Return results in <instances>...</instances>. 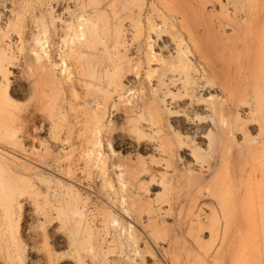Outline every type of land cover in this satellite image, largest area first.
<instances>
[{
	"label": "rangeland",
	"instance_id": "rangeland-1",
	"mask_svg": "<svg viewBox=\"0 0 264 264\" xmlns=\"http://www.w3.org/2000/svg\"><path fill=\"white\" fill-rule=\"evenodd\" d=\"M0 57V264H264V0H0Z\"/></svg>",
	"mask_w": 264,
	"mask_h": 264
},
{
	"label": "bare ground",
	"instance_id": "bare-ground-1",
	"mask_svg": "<svg viewBox=\"0 0 264 264\" xmlns=\"http://www.w3.org/2000/svg\"><path fill=\"white\" fill-rule=\"evenodd\" d=\"M126 1V0H125ZM82 7V6H81ZM257 8V7H256ZM255 8V11L254 12H257L258 13V10L260 11V8L258 9H256ZM244 10V9H243ZM257 10V11H256ZM82 11V10H81ZM153 11V10H152ZM251 11V10H250ZM141 12V11H140ZM250 13V12H249ZM19 14V13H18ZM156 15H158V14H156ZM249 15V14H248ZM12 16V15H11ZM82 16V15H81ZM152 16V15H151ZM79 17V16H78ZM83 17V16H82ZM81 17V18H82ZM153 17V16H152ZM155 18V17H154ZM77 19V18H76ZM79 19V18H78ZM158 19V18H157ZM86 20V19H85ZM90 21V20H89ZM147 21V20H146ZM156 21H158V20H156ZM184 21V20H183ZM151 22V21H150ZM159 22V21H158ZM93 23V22H92ZM91 22L89 23L87 20L86 21H84L83 19H80V21L77 23L78 25H77V27H76V29L75 28H72V27H70L69 26V29L70 30H72V29H74L73 31L75 32V30H76V35H75V33H73L74 35H75V37H77V39H80V38H87L88 36H90V34H91V38H92V33H93V36H94V34L96 33V32H93V31H95V29L94 28H92V26H91V24H92ZM148 23V22H147ZM70 24V23H69ZM152 25L154 26L155 24H153L152 23ZM93 26H94V24H93ZM152 26V27H153ZM160 26V25H159ZM67 27H68V25H67ZM151 27V26H150ZM158 27H155V29H157ZM93 29V31L91 32V30ZM151 29V28H150ZM154 28L151 30V32H154L155 33V31H157V30H155ZM69 30V31H70ZM88 31L89 32V30H90V32H89V35H87L86 34V32L85 31ZM153 30H155V31H153ZM150 32V33H151ZM86 34V35H85ZM152 35V34H151ZM150 35V36H151ZM96 36V35H95ZM94 36V37H95ZM148 36H149V34H148ZM89 37V38H90ZM96 38V37H95ZM76 39V38H75ZM76 39V41H78V43L80 42V43H82V46H81V48L85 45V44H83V43H85V42H83L84 41V39H83V41L82 40H77ZM44 40L43 39H41V38H39V37H36V38H34V40H33V42H32V45H33V47L30 49L31 51V53H32V56L34 57V59H33V61L34 62H37V63H42V60L44 61V59L43 58H46V53H45V43L43 42ZM74 42V41H73ZM72 41H71V43H73ZM77 43V42H76ZM87 43H89V42H86V44ZM93 44H95V42H93ZM177 44V43H176ZM88 45H86L85 47H87ZM184 46V45H183ZM183 46H181V47H183ZM85 47H83V49L85 50H87V49H89V48H85ZM173 48V47H172ZM180 48V46L178 45L177 47H175V49H177V53H175L174 54V57L175 58H173V57H170V58H173V59H175L176 61H174L173 59H171L170 61H174V62H176L177 64H178V66L179 67H186V62H185V59H184V57H183V51L182 50H180L179 49ZM186 48V47H185ZM80 49V48H79ZM197 49V48H196ZM83 50V51H84ZM184 50V49H183ZM88 51V50H87ZM153 51V50H152ZM152 51L150 50V52L149 53H152ZM44 54L46 55V56H44ZM154 54V53H153ZM81 55V54H80ZM84 55V54H83ZM31 56V57H32ZM146 56H148V61H149V57H151V55L149 56V55H146ZM153 56V55H152ZM1 58V57H0ZM1 59H3V58H1ZM1 59H0V65H1ZM4 60V59H3ZM2 60V61H3ZM5 61V60H4ZM168 61V60H167ZM161 63L162 65L164 64L163 63V61L162 60H159L158 58H157V56H153L152 57V59H150V62H149V64H151V65H153L154 63ZM2 63H4V62H2ZM40 63V64H41ZM175 63V64H176ZM36 64V63H35ZM165 64H166V61H165ZM164 64V65H165ZM176 64V65H177ZM160 65V64H159ZM6 66V65H5ZM171 67V66H170ZM208 67V66H207ZM162 68V67H161ZM163 68H164V66H163ZM177 68V67H176ZM1 69V68H0ZM4 69V68H3ZM6 69V68H5ZM173 69V68H172ZM152 70H154V69H152ZM151 70V71H152ZM168 71V70H167ZM177 71H178V69H177ZM154 71H152V73H153ZM157 72V71H156ZM173 72H176V69L175 70H173ZM149 73V72H148ZM147 73V76L149 75L150 76V74H148ZM194 73V72H193ZM196 73V72H195ZM194 73V74H195ZM152 75V74H151ZM183 75V74H182ZM174 76H176L175 74H174ZM179 76H180V74H179ZM151 77V76H150ZM164 77V76H163ZM167 77V76H166ZM181 77V76H180ZM147 78H149V77H147ZM153 78V77H152ZM155 78V77H154ZM161 78V77H160ZM162 79V78H161ZM169 79V78H168ZM170 79H172V77H170ZM188 79V78H187ZM187 79H185V80H187ZM164 81H166V80H164ZM172 81H174V79L172 80ZM170 82V83H172L171 85H173V86H177V84L179 83L178 81V83L177 84H174L173 82ZM175 82V81H174ZM190 83V82H189ZM181 84V83H180ZM158 85H160V84H158ZM169 85V84H168ZM191 85V84H190ZM171 87V86H170ZM190 87V86H189ZM188 87V88H189ZM156 88V87H155ZM160 88V87H159ZM190 89V88H189ZM189 89H187V90H189ZM191 90V89H190ZM189 90V91H190ZM192 91H193V89H192ZM261 173H260V178L262 179V181L264 180V170H261L260 171ZM247 224V225H246ZM245 225H246V227H245V230L246 231H248V229L249 230H251V229H255L256 228V226H254V224H252V223H246Z\"/></svg>",
	"mask_w": 264,
	"mask_h": 264
}]
</instances>
